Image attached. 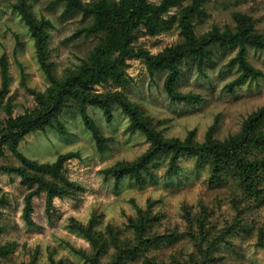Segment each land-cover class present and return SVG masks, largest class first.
I'll use <instances>...</instances> for the list:
<instances>
[{
    "label": "rangeland",
    "instance_id": "rangeland-1",
    "mask_svg": "<svg viewBox=\"0 0 264 264\" xmlns=\"http://www.w3.org/2000/svg\"><path fill=\"white\" fill-rule=\"evenodd\" d=\"M143 2L0 0V264H264V171L257 197L187 152L115 174L154 143L224 142L264 112V49L237 43H264V0ZM147 57L174 59L172 94ZM69 91L110 98V116L65 94L52 126L22 134ZM49 185L63 194L49 200Z\"/></svg>",
    "mask_w": 264,
    "mask_h": 264
},
{
    "label": "trees",
    "instance_id": "trees-1",
    "mask_svg": "<svg viewBox=\"0 0 264 264\" xmlns=\"http://www.w3.org/2000/svg\"><path fill=\"white\" fill-rule=\"evenodd\" d=\"M123 5L127 3V0H122ZM125 2V3H124ZM75 8H79L80 10H85L81 5H78L76 2L71 3ZM142 5H144L143 0H131V6L135 8L138 12L142 10ZM137 14L135 15V17ZM27 22L32 26V28H36V25L31 21V19L25 15ZM37 29V28H36ZM235 38V37H232ZM229 40V41H228ZM219 42L232 44L233 39L230 37H221L218 39ZM244 42L249 44H253L258 48L264 49V43L262 41H244L242 37H239V41L237 42L241 46L244 45ZM197 61L200 64L202 62V51L200 48L196 49ZM242 61V59H240ZM174 59L169 57L161 58L159 60H155L152 57H147V64L150 70L160 68L162 66H167L169 69V75L165 82V89L169 94H172V86L177 76L176 66L174 65ZM242 67L245 69L246 78L248 75H255V72L247 67L245 62H241ZM106 73V72H105ZM98 76L99 73H98ZM239 82H242V79L239 81L232 83L233 86ZM70 93L59 94L57 97L53 99V106L48 109L45 113L38 116L36 121L26 122L23 124L21 132L25 134L36 127L44 128L45 126H52L54 120L57 118L61 112V107L64 104L65 94H71L74 97L77 95L79 102L82 104H97L99 105L105 115L107 117L110 116L109 108H108V100L102 99L99 95L93 96H83L81 97L78 91ZM113 97V96H110ZM115 102L120 104L124 111L130 115L135 116V111L131 108L127 103H125L119 96L114 97ZM264 118V112H261L255 116H253L249 121H247L244 125V130L241 134L230 137L224 142H213L209 141L203 145H196L192 143L191 137H188L185 142H179L178 140L170 141V142H162V143H154L147 154L140 158L137 162H135L131 167L127 169L118 170L115 174L117 177H121L125 174L139 176L140 170L145 168L147 162L159 151L164 150L166 152H171L175 154V156L181 152H187L192 156H196L199 158L201 162H209L213 168L214 176L217 179H220L221 174L224 171H228L232 173L236 178L239 179L240 184L245 188V191L248 192L251 196H260L262 194V188L259 186L260 182V173L264 171V158H259L258 152L264 147V135L257 133V126L261 123V120ZM84 119L86 121L87 126L92 128L91 121L84 114ZM147 131V129H145ZM97 141H99L98 136L96 135ZM100 142V141H99ZM23 164L32 171L49 173L51 172L48 167H39L35 163L27 161L23 156L19 155ZM69 158L68 156H61L58 162L55 165L53 170H57L61 168L63 162ZM24 175V173L22 172ZM23 182L31 184V181L28 177H24L22 179ZM73 187V184H71ZM48 199L50 200L54 196H61L63 191L60 187L49 185L48 187Z\"/></svg>",
    "mask_w": 264,
    "mask_h": 264
}]
</instances>
